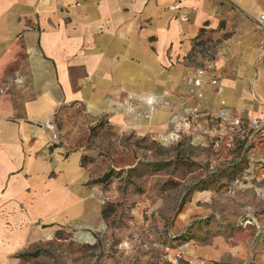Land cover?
<instances>
[{
  "label": "crops",
  "instance_id": "1",
  "mask_svg": "<svg viewBox=\"0 0 264 264\" xmlns=\"http://www.w3.org/2000/svg\"><path fill=\"white\" fill-rule=\"evenodd\" d=\"M178 2L0 0V87L13 84L0 95V251L97 227L88 185L139 162L116 139L208 129L219 111L264 119V0Z\"/></svg>",
  "mask_w": 264,
  "mask_h": 264
},
{
  "label": "rangeland",
  "instance_id": "2",
  "mask_svg": "<svg viewBox=\"0 0 264 264\" xmlns=\"http://www.w3.org/2000/svg\"><path fill=\"white\" fill-rule=\"evenodd\" d=\"M197 125L164 140L116 139L139 162L88 185L100 211L109 206L98 226L59 227L23 250L0 251V264H264L262 145L228 148L216 122Z\"/></svg>",
  "mask_w": 264,
  "mask_h": 264
},
{
  "label": "built area",
  "instance_id": "3",
  "mask_svg": "<svg viewBox=\"0 0 264 264\" xmlns=\"http://www.w3.org/2000/svg\"><path fill=\"white\" fill-rule=\"evenodd\" d=\"M184 0H179L178 4H175L171 7L172 10H178L179 4ZM181 19L186 21L187 19L182 16ZM256 23L258 28L262 32V39L260 41V50L262 53V58L264 59V13H261L256 17ZM208 69H212V66L209 65ZM199 76L204 75V70L198 71ZM14 80L13 82H15ZM200 79L194 82L195 86H200ZM212 84H216V82H212ZM8 87L4 88V91H7ZM3 90L0 93L4 92ZM167 105V103H165ZM193 114V112L191 113ZM194 115V114H193ZM197 117V114H195ZM206 118L209 117L211 121H214L218 124L219 129L225 134L228 135L226 138V146L228 148H232L234 145V141L239 140L240 142H244L247 144H259L262 145V151L264 154V119L261 118H244V117H235L230 114H227L224 111H219L213 115H207ZM38 127L42 128L50 135V141L52 143H56L58 141V133L55 126V123L52 120H46L42 122H38L36 124Z\"/></svg>",
  "mask_w": 264,
  "mask_h": 264
},
{
  "label": "trees",
  "instance_id": "4",
  "mask_svg": "<svg viewBox=\"0 0 264 264\" xmlns=\"http://www.w3.org/2000/svg\"><path fill=\"white\" fill-rule=\"evenodd\" d=\"M112 176H113V171H109L107 173H105L101 178L99 179H96L92 182H90V184H101V185H106L108 184L111 179H112ZM109 207V206H108ZM108 207L107 208H104L102 211H101V216L104 218L108 215ZM36 254H31V253H24L22 254L20 257L21 258H30V257H35Z\"/></svg>",
  "mask_w": 264,
  "mask_h": 264
}]
</instances>
